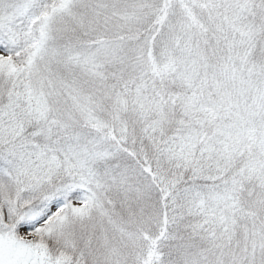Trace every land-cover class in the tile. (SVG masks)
Instances as JSON below:
<instances>
[{
    "label": "snow or ice",
    "instance_id": "snow-or-ice-1",
    "mask_svg": "<svg viewBox=\"0 0 264 264\" xmlns=\"http://www.w3.org/2000/svg\"><path fill=\"white\" fill-rule=\"evenodd\" d=\"M0 264H264V0H0Z\"/></svg>",
    "mask_w": 264,
    "mask_h": 264
}]
</instances>
